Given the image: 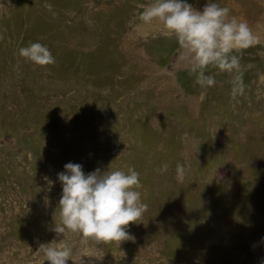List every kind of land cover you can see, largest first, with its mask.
I'll return each mask as SVG.
<instances>
[{
    "label": "rangeland",
    "instance_id": "obj_1",
    "mask_svg": "<svg viewBox=\"0 0 264 264\" xmlns=\"http://www.w3.org/2000/svg\"><path fill=\"white\" fill-rule=\"evenodd\" d=\"M150 2L0 0V229L10 243L0 264H43L40 244L62 238L51 229L57 173L69 161L85 172L134 167L142 201L158 213L149 222L170 241L147 258L67 233L85 264H264V0H217L258 38L238 53L245 90L237 97L233 73L211 65L204 71L215 84L198 83L162 23L156 36L137 37ZM33 41L53 63L19 54Z\"/></svg>",
    "mask_w": 264,
    "mask_h": 264
},
{
    "label": "clouds",
    "instance_id": "obj_2",
    "mask_svg": "<svg viewBox=\"0 0 264 264\" xmlns=\"http://www.w3.org/2000/svg\"><path fill=\"white\" fill-rule=\"evenodd\" d=\"M142 9L143 22L158 20L169 35L175 36L198 83L215 84V77L204 71L211 65L233 73V97L244 93L238 53L258 40L246 20L230 16L229 9L220 6L217 0H205L201 8L194 7L189 0H151ZM19 54L41 65L55 60L40 41L29 42L19 49ZM167 167L165 163L158 170L167 171ZM176 174L179 180L184 179L183 163L177 162ZM139 175L134 167L126 171L97 167L85 172L81 163H65L57 173L62 188L57 206L59 223H54L51 229L58 237L62 234V238L40 244L43 264L45 261L68 264L69 260L73 264H85L83 253H78L75 243L66 238L67 233L80 236L81 244L89 239L97 242L134 239L128 230L130 222H139L147 208L138 190Z\"/></svg>",
    "mask_w": 264,
    "mask_h": 264
},
{
    "label": "bare ground",
    "instance_id": "obj_3",
    "mask_svg": "<svg viewBox=\"0 0 264 264\" xmlns=\"http://www.w3.org/2000/svg\"><path fill=\"white\" fill-rule=\"evenodd\" d=\"M230 10V8H228ZM247 10V9H246ZM240 13V11L242 10H236ZM243 12H245L244 8H243ZM3 15V14H2ZM248 15H254V14H249ZM2 18V17H1ZM123 21H125V18L123 19ZM131 22V21H130ZM141 22V21H140ZM134 23V22H133ZM142 24L141 25H138V28H135V33L137 34V37L140 38L142 37V41L144 42L145 39L147 37H150L152 36L151 33H153V36H156L158 34L159 31L162 32V30H159L158 32H156V28L159 26L158 24H161L160 21L158 20H153L151 23H145V22H141ZM134 25V24H132ZM3 26V25H2ZM141 26V27H139ZM162 25H160L161 27ZM116 27V26H115ZM124 27V26H123ZM117 28V27H116ZM164 28V27H163ZM129 29V28H128ZM127 29V30H128ZM125 30V29H124ZM126 30V31H127ZM3 32V30H2ZM131 32V31H130ZM116 33V32H115ZM132 33V32H131ZM119 34V33H118ZM160 34V33H159ZM108 35V34H107ZM124 35V34H123ZM128 35V34H127ZM159 37V36H158ZM163 37V36H162ZM116 38V37H115ZM126 38V37H125ZM135 38V37H134ZM151 38V37H150ZM122 39V38H121ZM141 39V38H140ZM139 39V40H140ZM124 40V39H123ZM117 41V40H116ZM128 41V39H127ZM131 42V41H130ZM136 42V40H135ZM161 42V41H160ZM129 43V42H128ZM132 43V42H131ZM137 43V42H136ZM149 43V41H148ZM124 46V45H123ZM132 46V45H131ZM142 46V45H141ZM6 47V46H5ZM126 47V46H125ZM125 49V48H124ZM132 49V48H131ZM136 49L134 48V51ZM124 51V50H123ZM128 53V52H127ZM134 53V52H133ZM142 54H143V51H142ZM124 55V53H123ZM123 57V56H122ZM135 57V56H134ZM136 57H140V54L136 55ZM133 58V57H132ZM182 58V60H181ZM180 58L181 62L184 63L186 61H188L186 58H184V55H183V50H182V57ZM58 59V58H57ZM132 62V60H131ZM143 62V61H141ZM139 61L136 60V63H137V66L139 69V66L142 67V68H146L148 67L147 65H144V63H141ZM118 63V62H117ZM135 64V62H134ZM122 65V64H121ZM186 65V64H185ZM136 66V67H137ZM134 68V67H133ZM123 69V67H122ZM152 69V68H151ZM134 70V69H133ZM136 70V69H135ZM147 70H149L147 68ZM146 70V71H147ZM128 71V70H127ZM131 71V70H130ZM140 72V70H139ZM152 74V73H151ZM151 74L149 73V77L151 76ZM145 75V74H144ZM168 75V74H167ZM123 77V76H122ZM125 77V76H124ZM152 77H154L152 75ZM144 78V77H143ZM133 79V78H132ZM139 79V78H138ZM137 80V79H136ZM150 79H147L146 81L144 80L143 82H148ZM128 82V81H127ZM138 82V81H137ZM135 83V82H133ZM141 83V82H140ZM147 85V83H146ZM152 88V87H151ZM158 92V91H156ZM156 95V94H155ZM159 95V94H158ZM166 95V94H165ZM150 101V100H149ZM167 107V106H166ZM114 119V118H113ZM264 123V122H263ZM259 126V125H258ZM264 128V126H263ZM107 131V130H106ZM260 131V130H259ZM258 134V133H257ZM261 134V133H260ZM238 136V135H237ZM236 136V137H237ZM264 136V135H263ZM257 139V138H256ZM264 140V139H263ZM145 142V141H144ZM157 145V144H156ZM261 152L260 154H264V147H262L261 149ZM258 150V151H260ZM239 153V152H238ZM259 153V152H258ZM255 156V155H254ZM258 156V155H257ZM238 157V156H237ZM236 157V158H237ZM253 158V157H252ZM257 158H255L256 160ZM99 160V159H98ZM129 160V159H128ZM259 160V159H257ZM115 161V160H114ZM110 162V161H109ZM150 162V161H149ZM114 163V162H113ZM116 163V162H115ZM260 163V162H259ZM263 164V162H262ZM137 166V165H136ZM254 168V167H253ZM261 168H264V165H262V167H260V170L263 172L264 169H261ZM142 170V169H141ZM253 170V169H252ZM139 172V171H138ZM258 172V171H257ZM255 173V172H254ZM259 174V173H258ZM260 175V174H259ZM140 176V175H139ZM141 177H142V174H141ZM144 179V178H143ZM142 182V180H141ZM143 186V185H142ZM146 187V186H145ZM143 189V188H142ZM147 190V189H146ZM241 190V188H240ZM166 192V191H165ZM143 193V192H142ZM163 193V192H162ZM167 193V192H166ZM237 193V191H236ZM170 194V193H169ZM240 194V193H239ZM165 195V194H164ZM171 195V194H170ZM168 196V195H167ZM240 196H242V194H240ZM169 197V196H168ZM177 197V196H176ZM171 198V197H170ZM173 198V197H172ZM175 198V197H174ZM238 198V197H237ZM240 198V197H239ZM259 199V198H258ZM155 200H156V197H155ZM159 200V199H158ZM180 200V199H179ZM261 200V199H260ZM264 200V199H263ZM154 201V200H153ZM163 201V200H162ZM161 201V203H162ZM171 201V200H170ZM182 201V200H181ZM184 201V200H183ZM183 201L181 203H183ZM223 201V200H222ZM260 202V201H259ZM147 203V202H146ZM150 203V202H149ZM157 203V202H155ZM165 203V202H164ZM175 203V202H174ZM256 203V202H255ZM171 206H172V203L170 202ZM177 204L179 205V201L177 200ZM258 204V202H257ZM149 205V204H148ZM155 205V204H154ZM153 205V206H154ZM176 205V204H174ZM158 206V205H157ZM161 206V205H160ZM170 206V205H169ZM258 206V205H257ZM149 206H147L146 210L144 211L142 217L140 218V221L139 222H136V223H133V222H130V226H129V231L132 233L134 239H125V240H121V241H95L97 244H101L102 246H104L106 248V250H114V249H121L122 253H124L126 250H124L123 248H128L129 249V255L128 256H145L147 258H152L154 256V253H163L164 251H166V246L169 245L170 241H166L165 240V233L167 232L166 230H161L158 228V225L155 221H153L152 223H150V218L152 215H155L157 212L155 209H148ZM169 208V207H168ZM15 212V211H14ZM158 214V213H157ZM156 216V215H155ZM158 216V215H157ZM154 218V217H153ZM2 220V218H1ZM154 223V224H153ZM156 223V224H155ZM165 223V222H164ZM171 224V223H170ZM166 226V225H165ZM48 227V226H47ZM166 229V228H165ZM169 233L171 231H168ZM49 233V232H48ZM51 234V233H50ZM168 235V234H167ZM18 236V235H17ZM2 231L0 229V244L2 243ZM81 240V239H80ZM4 241V240H3ZM8 241H4L1 245H0V249H5L8 248L10 246V243H6ZM5 243V244H4ZM96 243H92V244H95L97 245ZM84 245V243H83ZM92 247V246H91ZM95 247V246H94ZM99 248V247H98ZM79 249V248H78ZM82 249V248H81ZM92 251L95 253L96 251L92 248ZM102 252V251H101ZM114 252V251H113ZM121 253V254H122ZM103 254V253H102ZM112 254V253H111ZM114 254V253H113ZM119 254V253H118ZM117 254V255H118ZM97 255V254H96ZM115 255V254H114ZM122 255H125V254H122ZM5 256V255H4ZM90 256V255H89ZM105 256L107 257V255L105 254ZM103 257V256H102ZM125 257V256H124ZM117 258V257H115ZM105 259V258H104ZM103 260V259H102ZM109 260V259H108ZM124 261V260H123ZM116 262V261H115ZM122 263V262H121ZM120 264V263H118Z\"/></svg>",
    "mask_w": 264,
    "mask_h": 264
}]
</instances>
